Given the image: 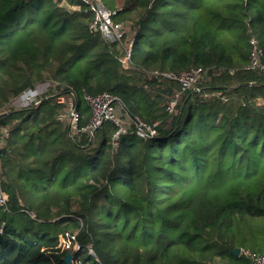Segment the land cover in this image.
I'll list each match as a JSON object with an SVG mask.
<instances>
[{
	"label": "trees",
	"instance_id": "obj_1",
	"mask_svg": "<svg viewBox=\"0 0 264 264\" xmlns=\"http://www.w3.org/2000/svg\"><path fill=\"white\" fill-rule=\"evenodd\" d=\"M73 0H0V264H249L264 254V0H102L119 40L90 31ZM133 46L125 60L129 42ZM125 64V65H124ZM201 69L195 86L153 71ZM40 86L33 103L13 102ZM47 86V87H46ZM117 96L122 113L156 125L113 146L92 142L86 96ZM172 99L174 112L166 107ZM76 234L79 250H59ZM88 248L94 252L89 254Z\"/></svg>",
	"mask_w": 264,
	"mask_h": 264
},
{
	"label": "built area",
	"instance_id": "obj_2",
	"mask_svg": "<svg viewBox=\"0 0 264 264\" xmlns=\"http://www.w3.org/2000/svg\"><path fill=\"white\" fill-rule=\"evenodd\" d=\"M78 6L76 9L83 10L84 12H89L92 14V20L89 24V30L92 32H98L103 35L108 41L119 40L122 33L125 32L126 28L129 27L123 23H115L112 19L113 15L116 13L112 10H109L104 7L102 0H78ZM252 47L250 49L249 64L247 68L249 69H259L264 71V58L260 59L262 53L258 49L256 42L254 40L250 41ZM133 41L129 42V48L127 50V55L125 60L129 58ZM125 65V64H124ZM204 75V72L197 69H190L186 72L174 73V72H159L153 71L152 76L162 77L164 79H170L177 81L183 91H187L195 86L198 80ZM47 87V86H46ZM45 90L39 88L27 91L22 94L20 99L15 100L12 104L16 108L26 107L33 103L39 95H41ZM85 102L91 109V116L89 122L83 126L79 127V114L74 107L70 98H65L64 96H57L56 101L58 103H68L66 114L64 118L69 123V128L72 132H83L89 136L90 142H92V137L95 130L100 128L105 122H109L114 125L115 130L112 135L113 146H119L121 142V137L129 130H132L135 135L141 139H151V137L156 135V125L157 123H146L137 117L129 118L127 114L122 113L121 111V102L119 98L115 95L109 93H101L94 95V97L86 96ZM177 100L172 99L169 103V106L166 107V112H174ZM1 113V110H0ZM8 201L7 195L0 190V206L5 205ZM1 232V230H0ZM57 248L59 250H69L73 249L74 251L79 250V245L76 241V234H64L60 235L58 238ZM89 254L95 257L94 252L88 248ZM237 257L245 259L249 264H264V254L253 251L251 249H240V252ZM74 258L71 260V264L74 263Z\"/></svg>",
	"mask_w": 264,
	"mask_h": 264
},
{
	"label": "crops",
	"instance_id": "obj_3",
	"mask_svg": "<svg viewBox=\"0 0 264 264\" xmlns=\"http://www.w3.org/2000/svg\"><path fill=\"white\" fill-rule=\"evenodd\" d=\"M65 4V6L70 9V10H78L76 9V7L78 6V0H73L72 3H67L66 1L63 2ZM38 88L40 89V86H38ZM44 89V87H42V90ZM32 91V90H31ZM22 96V94L19 96L18 100L20 99V97Z\"/></svg>",
	"mask_w": 264,
	"mask_h": 264
},
{
	"label": "water",
	"instance_id": "obj_4",
	"mask_svg": "<svg viewBox=\"0 0 264 264\" xmlns=\"http://www.w3.org/2000/svg\"><path fill=\"white\" fill-rule=\"evenodd\" d=\"M95 131H96V130H95ZM94 134H95V132H94ZM239 252H240V249H235V250L233 251V254H234L235 256H238ZM71 260H72V254H71V253H68V254L64 257L65 264H71Z\"/></svg>",
	"mask_w": 264,
	"mask_h": 264
},
{
	"label": "rangeland",
	"instance_id": "obj_5",
	"mask_svg": "<svg viewBox=\"0 0 264 264\" xmlns=\"http://www.w3.org/2000/svg\"><path fill=\"white\" fill-rule=\"evenodd\" d=\"M129 26V25H128ZM134 29L132 28V26L130 25L129 27L126 28L125 32H130L133 31ZM264 250V249H263Z\"/></svg>",
	"mask_w": 264,
	"mask_h": 264
}]
</instances>
